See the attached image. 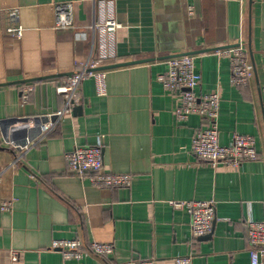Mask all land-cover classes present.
<instances>
[{"label":"crops","instance_id":"crops-1","mask_svg":"<svg viewBox=\"0 0 264 264\" xmlns=\"http://www.w3.org/2000/svg\"><path fill=\"white\" fill-rule=\"evenodd\" d=\"M66 3L74 28L57 30L56 8ZM109 18L120 24L115 32L93 29ZM19 27L20 37L9 32ZM240 43L254 71L245 87L231 84L229 58L214 52ZM176 55L193 56L198 95L220 97L219 142L252 136L256 160L214 168L191 153L203 121H178L179 94L157 80ZM89 58L103 66L143 62L103 70V96L93 78L84 80L70 113L9 168L14 154L1 128L16 122L33 130L62 109L56 88ZM263 87L264 0H0V204L11 201L0 211V264H174L182 256L192 264H250L246 223L264 221ZM97 144L104 169L129 174L130 187H96L70 171L64 155ZM192 201L215 203L205 236L192 237L187 210L170 204ZM59 239L110 244L114 252L68 262L50 249Z\"/></svg>","mask_w":264,"mask_h":264},{"label":"built area","instance_id":"built-area-1","mask_svg":"<svg viewBox=\"0 0 264 264\" xmlns=\"http://www.w3.org/2000/svg\"><path fill=\"white\" fill-rule=\"evenodd\" d=\"M72 12V3L57 6L55 29L69 30L74 28ZM188 12L190 15L193 14V7L190 5ZM119 27L120 24L115 18H109L97 27L95 25L93 29H98L101 33H112ZM9 32L17 37L22 34L20 27L9 29ZM214 52L229 58L230 82L233 86L245 87L251 82L254 71L247 58L245 47L241 43L216 49ZM103 64V59L93 60L89 58L72 75L67 76L63 83L56 88V93L64 99L62 109L45 115L33 130L24 125H17L15 122L7 131H3V141L14 154L9 168L15 169L23 157L35 146L42 143L70 113L72 107L80 101L79 89L84 80L93 78L97 94L99 96L105 95V74L103 70H97ZM157 80L164 90L179 94L181 105L175 113L178 121H184L191 115L198 116L203 121L204 127L193 134L190 144V151L198 160L215 168L219 165L237 167L244 161L257 159L256 143L252 136L233 133L228 145L219 142L220 97L217 92H210L205 95L196 93L201 82V76L196 71L193 56L177 55L171 57L167 60V71L158 75ZM261 90L264 94V87ZM22 122L24 121H20V123ZM102 150L103 147L100 144L77 146L66 153L64 158L73 174L81 180L88 178L93 186L108 189L130 187L132 177L129 174L112 173L104 169ZM4 171H0V179ZM170 204L174 208L187 210L192 237L205 236L211 232L216 219V208L213 201L172 202ZM10 209L11 201L1 202V212H8ZM246 225L250 264H264V221L249 220ZM50 249L58 251L65 261L74 263H79L88 256L109 257L114 252V247L110 244L95 241L84 242L80 239L54 240ZM173 262L174 264H192V257H175ZM129 264H155V260L151 258L133 261Z\"/></svg>","mask_w":264,"mask_h":264},{"label":"water","instance_id":"water-1","mask_svg":"<svg viewBox=\"0 0 264 264\" xmlns=\"http://www.w3.org/2000/svg\"><path fill=\"white\" fill-rule=\"evenodd\" d=\"M177 56V55H176ZM138 62H143V61H136V62H129V63H119V64H113V65H109V66H103L98 68L97 70H106V69H110V68H118V67H123V66H128L131 65L133 63H138ZM47 77H41L40 79H29L27 81H22V82H26V83H30V82H36L37 80H42V79H46ZM2 132L3 129L1 128Z\"/></svg>","mask_w":264,"mask_h":264}]
</instances>
